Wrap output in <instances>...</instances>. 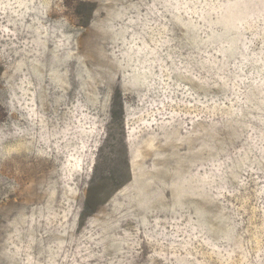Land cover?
Returning <instances> with one entry per match:
<instances>
[{
  "label": "rangeland",
  "instance_id": "rangeland-1",
  "mask_svg": "<svg viewBox=\"0 0 264 264\" xmlns=\"http://www.w3.org/2000/svg\"><path fill=\"white\" fill-rule=\"evenodd\" d=\"M0 264H264V0H0Z\"/></svg>",
  "mask_w": 264,
  "mask_h": 264
}]
</instances>
